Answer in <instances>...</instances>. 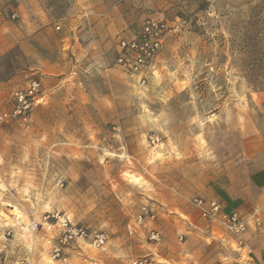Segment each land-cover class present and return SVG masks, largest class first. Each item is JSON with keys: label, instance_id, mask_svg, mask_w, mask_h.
I'll use <instances>...</instances> for the list:
<instances>
[{"label": "rangeland", "instance_id": "rangeland-1", "mask_svg": "<svg viewBox=\"0 0 264 264\" xmlns=\"http://www.w3.org/2000/svg\"><path fill=\"white\" fill-rule=\"evenodd\" d=\"M148 20L168 31L142 83L115 60ZM33 79L27 122L0 120V264L252 263L192 199L264 163V0H0V114ZM48 214L106 242L53 259Z\"/></svg>", "mask_w": 264, "mask_h": 264}, {"label": "built area", "instance_id": "built-area-1", "mask_svg": "<svg viewBox=\"0 0 264 264\" xmlns=\"http://www.w3.org/2000/svg\"><path fill=\"white\" fill-rule=\"evenodd\" d=\"M168 29L164 22L148 20L145 24L135 31L129 38H121L118 41V53L116 64L121 70L138 78L142 83L145 82V72L152 65L153 60L161 49L163 38ZM41 101V82L38 79L30 80L24 89H18L13 93L11 107L0 114V120H16L21 124L27 122L30 113L35 105ZM192 204L199 210L200 215L212 223H217L222 228L233 235H239L245 231L247 221L237 212H224L222 204L215 199H204L194 197ZM54 218L61 230L60 235L51 244V257L58 259L63 254V248L72 241H89L93 246L100 247L106 242V234L99 231H88L84 226L71 223L64 216L47 215L44 218ZM145 218H154L152 211L147 206L140 208L137 222L141 223ZM39 226L32 223V228ZM149 238L159 241L160 236L156 231H151ZM21 264H30L27 261ZM138 264H145L139 261Z\"/></svg>", "mask_w": 264, "mask_h": 264}, {"label": "crops", "instance_id": "crops-1", "mask_svg": "<svg viewBox=\"0 0 264 264\" xmlns=\"http://www.w3.org/2000/svg\"><path fill=\"white\" fill-rule=\"evenodd\" d=\"M221 198L224 212H237L246 219L247 227L239 235H231L217 223H210L213 245L229 255L230 243L247 251L251 264H264V163L237 189H231ZM224 264V263H222Z\"/></svg>", "mask_w": 264, "mask_h": 264}, {"label": "bare ground", "instance_id": "bare-ground-1", "mask_svg": "<svg viewBox=\"0 0 264 264\" xmlns=\"http://www.w3.org/2000/svg\"><path fill=\"white\" fill-rule=\"evenodd\" d=\"M19 217V216H18Z\"/></svg>", "mask_w": 264, "mask_h": 264}]
</instances>
